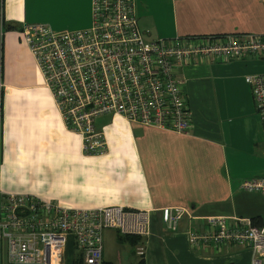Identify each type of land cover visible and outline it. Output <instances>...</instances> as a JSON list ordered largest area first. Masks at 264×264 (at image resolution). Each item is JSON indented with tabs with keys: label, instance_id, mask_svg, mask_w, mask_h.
<instances>
[{
	"label": "crops",
	"instance_id": "0c3cea01",
	"mask_svg": "<svg viewBox=\"0 0 264 264\" xmlns=\"http://www.w3.org/2000/svg\"><path fill=\"white\" fill-rule=\"evenodd\" d=\"M135 3L146 38L225 32L264 36V0ZM48 6L76 16L87 11L88 18L54 28L44 17ZM91 21V0H0V189L32 192L77 207L148 208L145 264H225L228 256L214 257L211 246L190 247L186 231L204 229L201 217L229 214L222 206L233 197L241 163L253 166L239 176L264 175V131L244 80L245 74L264 70V59L248 53L183 66V88L192 113L189 132L130 121L115 112L104 114L96 117L95 126L103 131L106 151L86 154L80 133L65 125L21 25L40 22L61 30L85 28ZM174 204L187 206L190 214H183L177 228L170 230L159 208ZM254 217L263 223L260 215ZM118 233L111 227L103 230L101 264L139 259L136 246L119 240ZM73 241L69 237L65 249L70 264ZM242 252L250 261L251 251Z\"/></svg>",
	"mask_w": 264,
	"mask_h": 264
},
{
	"label": "built area",
	"instance_id": "2783aa9c",
	"mask_svg": "<svg viewBox=\"0 0 264 264\" xmlns=\"http://www.w3.org/2000/svg\"><path fill=\"white\" fill-rule=\"evenodd\" d=\"M135 5V0H91L92 21L85 28L56 30L40 22L21 25L65 125L80 133L86 154L106 151L103 131L95 126L96 117L104 114L115 112L130 121L189 132L192 113L183 88V66L248 53L264 59V36L255 32L148 39L139 26ZM244 80L264 131V70L247 73ZM240 187L264 193V175L245 177ZM159 209L170 230L177 228L183 214H190L181 204ZM149 217L148 208L77 207L32 192L0 189V264H65L69 237L81 251L82 264H101L105 228L145 238ZM201 218L204 229L186 231L190 247L235 243L251 251L250 264H263L264 223L234 214ZM144 249L145 244L136 245L138 255Z\"/></svg>",
	"mask_w": 264,
	"mask_h": 264
},
{
	"label": "rangeland",
	"instance_id": "374dc122",
	"mask_svg": "<svg viewBox=\"0 0 264 264\" xmlns=\"http://www.w3.org/2000/svg\"><path fill=\"white\" fill-rule=\"evenodd\" d=\"M44 17L47 19L43 20L49 23L52 22V27L58 28L57 25H77L82 20L86 19L87 11H81V16H76L70 13L68 10L58 11L54 10L52 6H48L47 10L44 12ZM149 38V37H147ZM253 164L250 162L241 163L238 168L240 172L238 174V183L233 189V197L226 202V207L230 212L229 214L241 215V216H255L260 215L264 223V193L260 190H245L240 187V181L243 179V176H239L243 173L248 172ZM227 214V213H226ZM129 244L128 241H126ZM213 250V256H223L227 255L228 258L225 261V264H247L250 263L247 259L245 252H242L246 249L242 245L235 243H223L215 248L211 246ZM261 261L264 264V255L261 257ZM71 255L69 251L64 256V263L70 264Z\"/></svg>",
	"mask_w": 264,
	"mask_h": 264
},
{
	"label": "trees",
	"instance_id": "16d2710c",
	"mask_svg": "<svg viewBox=\"0 0 264 264\" xmlns=\"http://www.w3.org/2000/svg\"><path fill=\"white\" fill-rule=\"evenodd\" d=\"M253 219L254 222H257V223H261V222H258L256 220V217L252 216L251 217ZM118 239L119 240H127L129 241L132 245H137V244H144V238H142L140 235L138 234H131V233H118L117 235ZM73 244H74V250H73V257H72V264H82V254H81V251L76 247L75 245V242L73 241ZM65 254H66V250H65ZM144 255V254H143ZM143 255H139V259L135 262V263H132V264H145V260H144V257ZM106 262H103L102 264H105ZM109 264V263H107Z\"/></svg>",
	"mask_w": 264,
	"mask_h": 264
}]
</instances>
